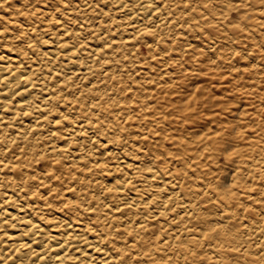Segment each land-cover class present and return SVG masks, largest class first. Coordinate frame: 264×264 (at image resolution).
I'll list each match as a JSON object with an SVG mask.
<instances>
[{
    "label": "rangeland",
    "instance_id": "obj_1",
    "mask_svg": "<svg viewBox=\"0 0 264 264\" xmlns=\"http://www.w3.org/2000/svg\"><path fill=\"white\" fill-rule=\"evenodd\" d=\"M84 1L89 7H82L81 0H0V50H22L32 33L63 22L84 59L88 48H99L89 77H68L57 85L65 97L48 116L65 111L70 118L97 119L95 139L112 137L120 154L139 168L158 166L177 178L180 192L164 206L166 213L155 219L151 211L134 216L147 223L137 234L139 244L150 248L134 264L176 262L162 241L180 226L188 229L176 237L185 252L183 264H209L214 243L221 244L227 264L257 258L259 247L243 225L247 220H263L264 225V0H155L168 23L149 20L139 26L142 30L128 27L112 0ZM102 150L97 146L82 160L91 164L80 176L90 192L97 176L110 182L100 170L110 161ZM99 159L105 163L93 164ZM35 163L38 170L47 166L43 160ZM120 173L130 172L123 168ZM167 187L152 185L145 194L157 193L161 199ZM182 200L189 202L188 215L171 219L179 215ZM112 206L96 205L92 211L106 213ZM202 232H208L207 239H192ZM117 233L111 238L126 247L132 235Z\"/></svg>",
    "mask_w": 264,
    "mask_h": 264
},
{
    "label": "bare ground",
    "instance_id": "obj_2",
    "mask_svg": "<svg viewBox=\"0 0 264 264\" xmlns=\"http://www.w3.org/2000/svg\"><path fill=\"white\" fill-rule=\"evenodd\" d=\"M81 1L82 7H89V1ZM111 2L128 27H139L149 20L156 25L168 23L166 12L155 0ZM44 19L47 21L50 17ZM50 28L53 31L38 29V34L47 31L45 38L39 36V41L35 40L38 34L32 33L35 28L27 30L32 38L24 40L22 50H0V264H134L136 256L150 250L138 242L137 232L147 228L140 217L148 211L152 212L153 219L166 213L164 206L180 192V186H176L179 182L158 166L139 168L127 160L120 154V147L117 149L120 144L114 138L95 139L99 131L97 119L79 114L70 118L65 111L55 115L56 118L48 116L55 110L53 104L65 97L57 85L68 77L76 80L89 77L99 51L98 47L88 48L84 59L78 43L72 41L70 27H65L63 22ZM60 74L64 77L51 82L54 75ZM89 82L90 86L94 83ZM76 116L80 119H75ZM67 118L71 120L68 124ZM29 139L32 141L26 142ZM97 146L109 156L106 168L100 170L110 182L103 175L97 176L92 179L94 187L90 192L87 191L89 183L82 185L80 176L91 164L84 165L82 160L87 154H93ZM38 159L47 164L42 170L36 167ZM101 163L105 161L99 159L93 164ZM123 168L130 173L119 174ZM152 185L168 186V191L156 199L157 193L145 194ZM90 199H94L91 204ZM116 200L119 203L114 204ZM188 203L180 201L182 209L171 219L181 214L187 216ZM109 204L113 206L106 213L92 211L96 205L108 208ZM132 209L139 211L131 213ZM140 212L139 219L134 221ZM243 226L245 234L254 239L252 244L261 252H256L257 258L238 264L263 261V220H247ZM115 230L117 234L132 235L126 247L111 238ZM181 230L188 229L180 226L177 234L166 235L162 241L169 249L168 255L176 260L173 264H183L186 259L182 241L176 238ZM208 236V232H202L192 239L202 242ZM209 247V264H227L226 257L219 253L220 243ZM127 250L132 252L128 254Z\"/></svg>",
    "mask_w": 264,
    "mask_h": 264
}]
</instances>
